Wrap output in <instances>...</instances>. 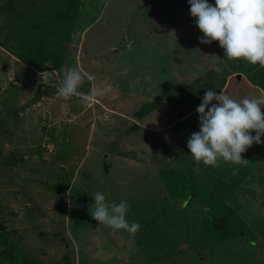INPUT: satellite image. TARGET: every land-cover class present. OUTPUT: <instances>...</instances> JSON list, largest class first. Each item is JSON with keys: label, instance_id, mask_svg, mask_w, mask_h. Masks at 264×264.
I'll use <instances>...</instances> for the list:
<instances>
[{"label": "rangeland", "instance_id": "1", "mask_svg": "<svg viewBox=\"0 0 264 264\" xmlns=\"http://www.w3.org/2000/svg\"><path fill=\"white\" fill-rule=\"evenodd\" d=\"M80 13L62 72L40 76L0 48V233L18 242L5 255L21 247L28 264H264L262 149L235 167L195 164L187 141L198 113L177 119L166 100L226 63L219 42L200 43L187 0H83ZM73 67L80 95L64 100L54 94ZM219 88L237 101L263 94L233 75ZM63 173L71 180L56 196L43 184ZM98 191L127 200L135 235L92 218ZM221 216L229 227L218 232Z\"/></svg>", "mask_w": 264, "mask_h": 264}, {"label": "clouds", "instance_id": "2", "mask_svg": "<svg viewBox=\"0 0 264 264\" xmlns=\"http://www.w3.org/2000/svg\"><path fill=\"white\" fill-rule=\"evenodd\" d=\"M190 14L203 36L200 43L219 42L230 60H244L264 68V0H187ZM213 70L221 72L219 64ZM46 75L45 73H42ZM91 79V77H90ZM83 76L78 68L64 71L57 95L64 100L79 96ZM97 94H103L101 89ZM216 101V103H213ZM264 98L233 99L221 90L207 89L198 105L199 131L191 134L187 148L195 164L220 167L222 163H247L242 154L255 144H264ZM253 132L255 133L253 135ZM92 218L113 231L135 235L141 225L129 222L127 200L109 203L103 192L93 196Z\"/></svg>", "mask_w": 264, "mask_h": 264}, {"label": "trees", "instance_id": "3", "mask_svg": "<svg viewBox=\"0 0 264 264\" xmlns=\"http://www.w3.org/2000/svg\"><path fill=\"white\" fill-rule=\"evenodd\" d=\"M82 3L83 0H0V31H6L3 37H1L0 33V48L2 47L3 51L6 50V52L14 55L29 69H34L41 73L40 76H43L42 73L50 71L62 72L68 43L73 37L74 28L81 15L80 8ZM226 59V63L220 65L223 69L221 72L218 73L210 69L191 84L187 83V85H182L183 87L181 86V88L176 87V90L169 94L166 100L172 104L177 119L196 110L207 89H215L219 93L218 91L221 89L219 88V90L217 87L220 82L224 84L227 77L229 78L232 75L236 82L243 81L254 87V89L263 92L262 98H264V68L259 67V65H252L244 60ZM188 88H194V98L191 97V91ZM181 89L183 91H180ZM44 92L47 91H43L41 87L36 90L38 95ZM47 93L53 96L51 92ZM155 106V103H147L135 114L138 118H141L153 110ZM262 140H264V136H262ZM257 148L258 150L262 149L260 157H262L261 160L264 162V146L260 144L254 143L243 153V157H248ZM101 161L102 164H106L103 157H101ZM224 164L227 168L237 166L230 163ZM105 166L104 174L110 173L108 164ZM68 175L63 173L59 176L58 174L56 177L53 176L56 179L55 183L48 184L44 182L43 185L50 188V192L54 195L59 196L67 185L64 180L67 179ZM69 180H71V176H68ZM72 190H76V188L74 187ZM213 219V228L218 232H223L229 227L226 216L213 217ZM9 232L12 231L7 229L0 233L2 235L0 248H3V250H0V264H7L8 261L11 264H15L14 260L19 259V257L21 258V264H28L30 260L22 258L25 253L21 247L17 250L19 257L16 256V250L13 251L14 248H12L9 255H5L6 248L10 246V240L15 245L18 244L14 233L12 232L13 234L9 236ZM3 233H6L5 238ZM15 249H17V246ZM30 258L34 259V257ZM56 264L67 263L60 261Z\"/></svg>", "mask_w": 264, "mask_h": 264}]
</instances>
